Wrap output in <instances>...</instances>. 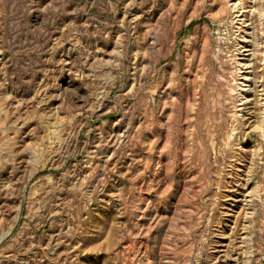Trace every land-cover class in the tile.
<instances>
[{
    "label": "rangeland",
    "instance_id": "rangeland-1",
    "mask_svg": "<svg viewBox=\"0 0 264 264\" xmlns=\"http://www.w3.org/2000/svg\"><path fill=\"white\" fill-rule=\"evenodd\" d=\"M0 264H264V0H0Z\"/></svg>",
    "mask_w": 264,
    "mask_h": 264
},
{
    "label": "bare ground",
    "instance_id": "bare-ground-1",
    "mask_svg": "<svg viewBox=\"0 0 264 264\" xmlns=\"http://www.w3.org/2000/svg\"><path fill=\"white\" fill-rule=\"evenodd\" d=\"M246 46V45H245ZM244 61H245V63H244V65H247L248 63H247V61H248V59H243ZM248 65H250V64H248ZM251 68V67H250ZM248 74H249V72H248ZM244 78H245V80L243 81V82H247V80H249L250 79V77H248V75H247V73L244 75ZM245 86H247V84L245 85ZM248 89H246V91H247ZM247 97V94L246 95H244V99ZM246 102V101H245Z\"/></svg>",
    "mask_w": 264,
    "mask_h": 264
}]
</instances>
